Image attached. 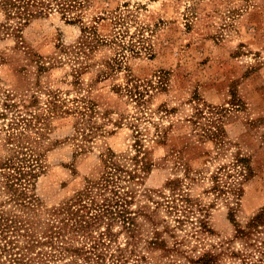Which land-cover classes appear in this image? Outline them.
Here are the masks:
<instances>
[{"label": "rangeland", "instance_id": "1", "mask_svg": "<svg viewBox=\"0 0 264 264\" xmlns=\"http://www.w3.org/2000/svg\"><path fill=\"white\" fill-rule=\"evenodd\" d=\"M21 35L0 39V163L27 141L48 147L28 186L36 209L65 205L111 153L132 207L189 203L160 208V244L143 218L135 243L113 226L104 264H264V217L251 225L264 209V0H85ZM75 249L37 263L91 264Z\"/></svg>", "mask_w": 264, "mask_h": 264}, {"label": "trees", "instance_id": "2", "mask_svg": "<svg viewBox=\"0 0 264 264\" xmlns=\"http://www.w3.org/2000/svg\"><path fill=\"white\" fill-rule=\"evenodd\" d=\"M84 1L0 0V39L10 35L21 38L27 22L39 12L55 8L69 15L82 7ZM85 31L84 44L90 46L92 28ZM39 142L37 139L27 141L26 145H22L26 151L0 163V191L9 193L8 200L0 202V258L4 251L8 252L4 254V259H0V264H39L37 262L45 256H58L62 251L75 248L76 255L84 256L89 263L104 264L101 248L104 246V249H107L112 236L116 235L113 226L124 228L130 241L135 243L143 225L140 218H143L155 227V238L151 241L160 244L163 241V231L167 229L165 225L163 229L158 228L160 223L167 222L159 217L160 208L163 207L170 213L181 209V202L189 203V199L176 196L153 200V207L146 203H137L136 207H132V191L118 183L122 177L120 172L116 173L122 167L117 165L113 154L107 153L103 159V171L100 176L96 179L87 178L84 188L65 205L36 209L39 206L38 198L34 193L28 192V186L33 185L42 168L41 160L48 148ZM17 145L19 146V143ZM8 201L17 207L22 206L21 212L5 209L4 203ZM26 207L33 212L43 211L41 213L45 214L44 219L36 222V215L25 211ZM262 217L264 209L253 219L251 225ZM178 221H181L180 217ZM79 238L85 239L86 242L75 247L71 242ZM40 245H48L50 250H44ZM36 246L41 248L35 251ZM50 251L53 253L50 254ZM110 256L111 264L120 263L119 257L113 254Z\"/></svg>", "mask_w": 264, "mask_h": 264}]
</instances>
